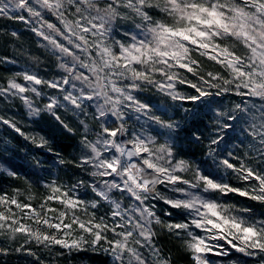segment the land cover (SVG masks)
Wrapping results in <instances>:
<instances>
[{"label": "snow or ice", "instance_id": "obj_1", "mask_svg": "<svg viewBox=\"0 0 264 264\" xmlns=\"http://www.w3.org/2000/svg\"><path fill=\"white\" fill-rule=\"evenodd\" d=\"M0 20L25 29L0 25L15 45L0 55V130L35 150L0 139L2 264L55 248L172 264L164 235L191 264H264V0H0ZM24 119L79 133V155ZM18 152L34 179L9 192ZM40 153L71 167L67 183Z\"/></svg>", "mask_w": 264, "mask_h": 264}, {"label": "rangeland", "instance_id": "obj_2", "mask_svg": "<svg viewBox=\"0 0 264 264\" xmlns=\"http://www.w3.org/2000/svg\"><path fill=\"white\" fill-rule=\"evenodd\" d=\"M0 25H3L4 27L8 28L9 30H12L14 28H18L21 32H24L25 29L22 25L9 21V20H0ZM23 47L25 49L32 50L34 48V45L32 44V39L30 36L27 34L23 37ZM15 49V45L12 44L11 42L5 44L3 39H0V55H3L5 53H12ZM33 54H38L33 52ZM203 59V58H201ZM205 65L210 69V70H218L216 67L212 65L211 62L204 61ZM7 68H12V65L6 66ZM45 71H49L48 69H45ZM1 76L0 77H6L9 75L8 71L6 70H0ZM227 102V101H226ZM13 112H21L22 110L19 108H13ZM19 118V117H18ZM23 126L31 133L36 134L39 133L41 135H46L49 139L54 140L55 142V147L61 152L62 156L66 160H71L73 157L79 155V150H78V145L77 141L79 139V133L76 134V136H73L71 133H68L64 130L61 129V133L58 136H55V133H53L50 128H54V126L50 122H41L40 124H32L30 119H24L22 120ZM70 127H75L74 123L72 121H69ZM12 133H6L3 130H0V139H7L8 140V147H15L17 149L24 147V148H29L30 151L35 152L34 149H31L29 145H27L25 142H23L22 139L20 138H13ZM62 144H67V148L63 151L61 149ZM40 159L45 162L44 166L45 168H49L51 171L52 177L59 176L61 179L64 180L65 183L68 182V176L71 175V167L68 166L66 169L63 168V166H58L55 163V158L52 157L48 153H40ZM28 162V160H27ZM30 170H33L32 168ZM34 171V170H33ZM47 172L41 171L40 175L45 176L47 175ZM25 176H28L29 179H34L33 176L30 175H24L21 174V179L16 182V184L13 186L14 187H20L24 188L27 187V183L25 180ZM12 188L9 190L11 192ZM33 192L37 194V197L39 198L40 196L43 195L44 190L42 188H36L33 187L32 189ZM237 201H240L241 198L237 197L235 198ZM243 203V201H241ZM163 238L166 240L167 244L170 246L171 253L170 251H164L165 254L170 256L172 260V264H186L184 261L185 260H190L187 252L185 249L181 246V243L174 238L168 237L167 235H164ZM20 242H23V238L20 239ZM57 249L56 253H59L60 249ZM54 250V249H53ZM40 252H47V250H38V253ZM65 252L64 254H66ZM17 254V253H16ZM60 255V256H64ZM19 255V254H18ZM74 256H77L73 254ZM177 256V258L175 257ZM80 260V256H77ZM239 257V264H259V258L257 257H245L240 253H235L233 252L232 256H230L228 259H237ZM248 259V260H247ZM29 264V263H28ZM64 264H86L84 261H81V263L76 259V258H68L66 263ZM191 264V263H189Z\"/></svg>", "mask_w": 264, "mask_h": 264}, {"label": "trees", "instance_id": "obj_3", "mask_svg": "<svg viewBox=\"0 0 264 264\" xmlns=\"http://www.w3.org/2000/svg\"><path fill=\"white\" fill-rule=\"evenodd\" d=\"M1 76V73H0ZM50 130L55 133V136H58L62 131L61 129H58L56 127L50 128ZM67 144H62L61 149L64 151L67 148ZM8 155H11V153H8ZM12 162L19 168L21 174L24 175H31L33 170H30L31 167L27 160L23 156V152H18L17 155L13 156ZM19 180H16L12 182L11 184H5V188L9 191L13 186L16 184V182ZM161 247L163 248L164 251H171L170 246L167 244L166 240L162 237L160 241ZM57 249L52 250L51 253L47 252H40L41 259L43 260L44 264H64L66 263L68 258H76L80 263L81 261H84L86 264H104V256L103 254H100L98 256H93L91 259H85L81 257L80 255V260L77 256L74 255H69L68 253L64 254V256L57 255ZM177 258V256H175ZM6 260L7 264H31L29 259H26L22 255H18L16 253H12L9 257L4 258ZM248 260V259H247ZM186 264L191 263L190 260H185L184 261ZM2 264V262H0Z\"/></svg>", "mask_w": 264, "mask_h": 264}]
</instances>
